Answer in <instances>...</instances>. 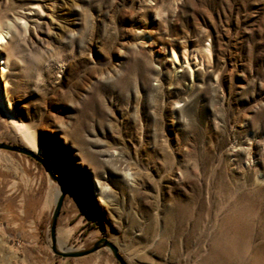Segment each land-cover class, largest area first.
<instances>
[{
  "label": "rangeland",
  "instance_id": "rangeland-1",
  "mask_svg": "<svg viewBox=\"0 0 264 264\" xmlns=\"http://www.w3.org/2000/svg\"><path fill=\"white\" fill-rule=\"evenodd\" d=\"M0 36V143L67 184L56 250L264 264V0H0ZM60 191L0 149V264H118L53 253Z\"/></svg>",
  "mask_w": 264,
  "mask_h": 264
},
{
  "label": "water",
  "instance_id": "water-1",
  "mask_svg": "<svg viewBox=\"0 0 264 264\" xmlns=\"http://www.w3.org/2000/svg\"><path fill=\"white\" fill-rule=\"evenodd\" d=\"M0 149L17 152V153H20V154H23V155H26V156L32 158L33 160L36 161V163H38L40 166H42L45 169V171L47 172V174L49 175V177L53 181H56L60 185L61 191L59 192V195L57 197L55 207H54L52 217H51V224H50V238H51V244H52L51 249H52L53 253L58 254L62 257H78V256L86 255L88 253H92V252L96 251L97 249H99L101 246H107L109 248V250L111 251V253L113 254L114 258L117 260L118 264H126L123 261V259L120 257V255L117 253L116 248L113 245H111L110 243H107L106 241L96 242L92 246L91 249L83 251V252H64V251L56 250L55 226H56L57 217L59 215V212H60V209H61V206L63 203V199L66 195L67 184L62 179L54 176L50 171V167H49L48 163L46 161H44L41 157H39L33 151H31V150H29L23 146H20V145H10V144H4V143H0Z\"/></svg>",
  "mask_w": 264,
  "mask_h": 264
},
{
  "label": "bare ground",
  "instance_id": "bare-ground-1",
  "mask_svg": "<svg viewBox=\"0 0 264 264\" xmlns=\"http://www.w3.org/2000/svg\"><path fill=\"white\" fill-rule=\"evenodd\" d=\"M0 40H2V37L0 36ZM172 56H173V59H175V57H174V54H172ZM6 117H7V119H8V121L11 123V124H13L20 132H21V135H22V137L28 142V143H30V144H32V138H31V136L29 135V134H27L26 132H25V127L22 125V124H19L16 120H15V118L12 116V115H10L9 113H6ZM27 130V129H26ZM26 148V147H25ZM28 148H29V150L31 149V151L33 150L31 147H29L28 146ZM27 148V149H28ZM35 153V152H34ZM102 192H104V190H102Z\"/></svg>",
  "mask_w": 264,
  "mask_h": 264
},
{
  "label": "crops",
  "instance_id": "crops-1",
  "mask_svg": "<svg viewBox=\"0 0 264 264\" xmlns=\"http://www.w3.org/2000/svg\"><path fill=\"white\" fill-rule=\"evenodd\" d=\"M7 195V194H6ZM0 198L2 199L3 198V196L2 195H0ZM6 200H7V197H6Z\"/></svg>",
  "mask_w": 264,
  "mask_h": 264
}]
</instances>
